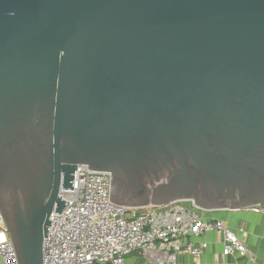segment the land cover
Wrapping results in <instances>:
<instances>
[{"label": "water", "instance_id": "obj_1", "mask_svg": "<svg viewBox=\"0 0 264 264\" xmlns=\"http://www.w3.org/2000/svg\"><path fill=\"white\" fill-rule=\"evenodd\" d=\"M110 203L264 211V0H0V215L44 264L78 167Z\"/></svg>", "mask_w": 264, "mask_h": 264}, {"label": "built area", "instance_id": "obj_2", "mask_svg": "<svg viewBox=\"0 0 264 264\" xmlns=\"http://www.w3.org/2000/svg\"><path fill=\"white\" fill-rule=\"evenodd\" d=\"M110 189L109 173L78 167L73 190L60 192L68 205L51 216L44 264H137L138 259L146 264H177L183 253L201 258L209 248L201 238L210 233L222 236L224 256H248L231 228L206 220L207 211L191 201L128 209L110 203ZM2 222L0 215V264H19Z\"/></svg>", "mask_w": 264, "mask_h": 264}, {"label": "crops", "instance_id": "obj_3", "mask_svg": "<svg viewBox=\"0 0 264 264\" xmlns=\"http://www.w3.org/2000/svg\"><path fill=\"white\" fill-rule=\"evenodd\" d=\"M203 217L208 220H218L231 228L243 241L248 250V256H224L223 238L216 233H210L201 238L207 241L209 248L201 258L183 253L178 257L177 264H264V212L255 209L240 211L206 212ZM137 264H146L144 260H136Z\"/></svg>", "mask_w": 264, "mask_h": 264}, {"label": "rangeland", "instance_id": "obj_4", "mask_svg": "<svg viewBox=\"0 0 264 264\" xmlns=\"http://www.w3.org/2000/svg\"><path fill=\"white\" fill-rule=\"evenodd\" d=\"M3 223V222H2Z\"/></svg>", "mask_w": 264, "mask_h": 264}]
</instances>
